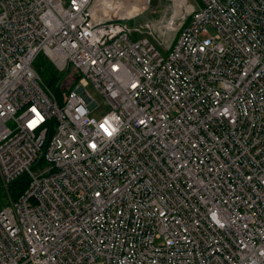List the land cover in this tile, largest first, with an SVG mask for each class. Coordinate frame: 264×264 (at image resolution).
Returning <instances> with one entry per match:
<instances>
[{
	"label": "built area",
	"instance_id": "built-area-1",
	"mask_svg": "<svg viewBox=\"0 0 264 264\" xmlns=\"http://www.w3.org/2000/svg\"><path fill=\"white\" fill-rule=\"evenodd\" d=\"M118 6L0 0V264H264V0ZM39 53L79 73L62 105Z\"/></svg>",
	"mask_w": 264,
	"mask_h": 264
},
{
	"label": "rangeland",
	"instance_id": "rangeland-1",
	"mask_svg": "<svg viewBox=\"0 0 264 264\" xmlns=\"http://www.w3.org/2000/svg\"><path fill=\"white\" fill-rule=\"evenodd\" d=\"M117 2L119 4L118 8L120 9L117 10V8L114 13L117 16L127 18V23L129 25L141 23L145 20H153L156 21L155 26L158 24L160 26L162 24H165L172 14L170 12L171 0H117ZM188 2H191V0H185V3ZM181 13L182 12H178L177 14H175V16L172 17L173 23H177V16ZM162 31L163 29L160 28L159 33L157 35L163 40L165 44H167L173 37V33L167 32L163 34ZM157 35L155 34L156 40H158ZM68 67L70 66H67L66 68ZM64 70L60 72L63 73ZM70 81L71 77L66 78V81L63 78L61 83L62 88L67 87ZM85 88L90 94V96L93 98V100L96 102V106L91 110L89 115L95 118L101 117L109 110V105L90 84H88ZM8 192L10 194L9 188L7 190L3 189L4 197L2 203H4L5 200L10 199L9 196L6 195V193Z\"/></svg>",
	"mask_w": 264,
	"mask_h": 264
},
{
	"label": "trees",
	"instance_id": "trees-1",
	"mask_svg": "<svg viewBox=\"0 0 264 264\" xmlns=\"http://www.w3.org/2000/svg\"><path fill=\"white\" fill-rule=\"evenodd\" d=\"M32 67L35 70V72L38 74L42 82L45 84V86H47V88L50 90L56 103L58 105H62L68 90L73 86L74 82L79 76V73L71 67L65 68L63 73H61L52 65V63L48 60V58L41 53H39L35 57L32 63ZM70 77H71V81L69 82L68 86L62 88L61 83L63 78L66 81V78H70ZM50 132L51 131L47 133L46 137H49ZM26 184H27V177L24 174L14 179L9 184V190L11 196L13 198L16 197L19 193H21L24 190ZM3 197H4V193L0 185V206L3 204L2 203Z\"/></svg>",
	"mask_w": 264,
	"mask_h": 264
},
{
	"label": "bare ground",
	"instance_id": "bare-ground-1",
	"mask_svg": "<svg viewBox=\"0 0 264 264\" xmlns=\"http://www.w3.org/2000/svg\"><path fill=\"white\" fill-rule=\"evenodd\" d=\"M143 1H145V0H143Z\"/></svg>",
	"mask_w": 264,
	"mask_h": 264
}]
</instances>
